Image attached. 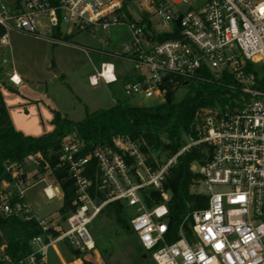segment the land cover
<instances>
[{
    "label": "built area",
    "instance_id": "obj_1",
    "mask_svg": "<svg viewBox=\"0 0 264 264\" xmlns=\"http://www.w3.org/2000/svg\"><path fill=\"white\" fill-rule=\"evenodd\" d=\"M130 2L0 0V55L6 56L10 48L11 32L61 43L52 39L53 33L125 25L129 37L124 51L113 57L130 63L136 72L125 76L127 98L165 102L169 92L185 95L197 84L222 86L237 97L201 108L193 125L195 136L163 167L150 165L145 143L129 136L90 149L74 134L66 136L56 154V168L67 171L75 189L74 209L65 218L58 213L40 219L27 199V192L41 182L46 183L48 200L63 199L59 184L47 175L37 179L41 162L52 175L42 154L6 164L0 219L35 221L42 233L32 239V252L19 261L1 246L2 263L50 264V252L59 261L71 251L92 253L96 243L89 226L107 205L120 203L135 209L129 227L156 264H264V0H145L151 11L142 10L139 22L127 12ZM162 36L169 38L160 40ZM3 64L11 65L9 81L20 86L13 62L4 58ZM248 66L259 75L248 73ZM223 76L231 83H221ZM118 81L112 61L102 62L89 76L92 87ZM199 145L206 146L207 158L192 164L191 171L200 177L207 206L192 212L170 241L174 231L164 181L177 158ZM149 190L162 199L152 209L144 200Z\"/></svg>",
    "mask_w": 264,
    "mask_h": 264
},
{
    "label": "rangeland",
    "instance_id": "obj_2",
    "mask_svg": "<svg viewBox=\"0 0 264 264\" xmlns=\"http://www.w3.org/2000/svg\"><path fill=\"white\" fill-rule=\"evenodd\" d=\"M131 1L126 5L127 12L135 22H139L141 11H151V7L147 5L145 0ZM191 1L196 2V0ZM63 36L66 40L70 39L69 43L53 47L52 44L49 45L42 40L37 42L35 39L10 33V41H12L10 43L15 46L17 52L21 43L35 45L32 47L34 48L32 54L27 55V60H31L29 64L19 59L17 61L18 66L21 62L25 63V66L29 65L27 67L33 72L34 82L29 84L25 82L23 86H1L3 91L11 97L9 100L11 108L9 107V109L17 131L34 138L51 133L54 130L53 119L56 110L63 112L68 120L79 122L87 114L113 107L117 101L128 102L133 106L148 107L162 103L157 98L136 97L129 99L123 92V86L126 82L124 77L136 73L130 63L113 57V55H118L124 51L123 43L129 37V31L125 25L114 26L105 31L97 30L96 32L88 29L67 34L66 30ZM44 56H47L50 65L54 64V67L52 66L50 69V74L45 73L46 69L43 68L42 57ZM4 58L9 60V54L0 55L2 74H5L6 70H11L10 64H3ZM105 61L115 63L117 76L120 77L118 83L107 85L101 82L97 87L90 86L89 76L93 75L95 70L99 69L101 63ZM182 141L185 146L191 140L184 136ZM201 146L203 145L192 147L188 152ZM202 153H206V149ZM146 158L150 165L157 168L166 165L172 157L168 152L160 151V153H148ZM45 172L37 179L47 175L53 181L52 177L48 175V171ZM45 186L46 183L41 182L26 194L33 211L38 214L40 219H49L51 216L60 213L64 203L61 196L51 201L48 200L43 192ZM191 193L202 195L199 181L192 186ZM135 213L134 208H127L121 214V222H118L112 214L107 212L100 214L89 226L96 243V250L75 260H82L83 264H156L151 253L146 252L141 247L136 235L129 227V221ZM52 257L50 252V264L54 263ZM66 260L67 263H72L74 257H69ZM74 264H77V261Z\"/></svg>",
    "mask_w": 264,
    "mask_h": 264
},
{
    "label": "trees",
    "instance_id": "obj_3",
    "mask_svg": "<svg viewBox=\"0 0 264 264\" xmlns=\"http://www.w3.org/2000/svg\"><path fill=\"white\" fill-rule=\"evenodd\" d=\"M160 40L169 38L162 36ZM55 42L69 43L65 37L55 32L52 35ZM248 73L255 77L259 72L248 66ZM207 76V75H206ZM221 83H231V79L223 76ZM264 88V79L261 81ZM178 96V98H177ZM180 96V97H179ZM227 88L212 85L197 84L191 87L187 94L176 95L169 92L165 102L151 106H133L128 102H117L109 109H101L87 114L79 122L68 120L58 111H54V130L39 138L25 136L17 131L8 114L5 106L1 85H0V183L7 179L5 173L6 164L22 163L32 154H42L45 161L52 169V180L59 184L63 191V207L60 214L63 218L74 209L75 189L73 182L68 178L67 171L57 169V152H59L63 139L68 135H75L82 140L87 149L94 145H110L112 139L117 136H129L133 140H140L145 143L143 151L148 153L168 152L174 157L184 146V136H195L193 125L196 121V114L201 108L215 106L226 98L232 99ZM206 149L203 145L192 149L177 158V163L172 165L164 181V190L169 193L167 203L169 209L170 225L174 236L170 241L177 238V230L183 221L194 211L204 209L207 206L205 195L191 193V188L199 181V175L191 171L193 163L201 164L206 158ZM45 162L40 163L39 172L44 175ZM144 200L149 209L162 203L159 192L149 190L144 195ZM126 208L120 203L107 205L103 212L112 214L118 222H121V214ZM185 231H190L188 223L184 225ZM42 231L35 221H24L19 218L7 220L0 219V247L5 246L4 252L14 261H19L32 252L31 241L34 237L41 235ZM74 259L81 258L79 252L71 251ZM77 260V264H82ZM0 264H3L0 259Z\"/></svg>",
    "mask_w": 264,
    "mask_h": 264
},
{
    "label": "crops",
    "instance_id": "obj_4",
    "mask_svg": "<svg viewBox=\"0 0 264 264\" xmlns=\"http://www.w3.org/2000/svg\"><path fill=\"white\" fill-rule=\"evenodd\" d=\"M12 34H17V35L23 36V37H29L30 39H33V40L35 39L37 42H39V41L42 40V41H45L49 45L52 44L53 47L54 46H57L59 44H64V43H54L52 40H50V39H48L46 37H44V38H36L34 36H31V35L21 34V33H17V32H12ZM69 37H71V36L69 35ZM68 41H70V39ZM10 42L12 43V41H10ZM11 43H10V48L5 49V52L9 54V60L13 62L14 66H15V70H16L18 76L22 80V83H21L20 86H23L25 82H27L28 84L29 83H33L34 82L33 81V72H32L31 69H29V67H27V65L30 63L31 60H27V55H29V53L32 54V52L34 50V48H32V47H34L35 45H33V44L26 45V44L20 42L21 44H20L19 50L17 52L15 50V46H13ZM42 58H43V62L42 63L44 65L43 68L46 69V72L45 73L50 74V69H52V66L54 67V64L53 65H50V63H49V61L47 59V56H44ZM18 59L19 60H22V62H25L26 61V63L28 62V64L25 66V63H22L21 62L20 63V66H18L17 65ZM1 72H2V70L0 71V85L1 86L3 85L5 87L6 86L7 87H14V85L9 81V75L12 73V68H11V70H6L5 71V74H2ZM55 72L57 73V70H55ZM55 75H54V77H55ZM1 91H2L3 100H4L5 106L7 108V111H8L9 117H10V120H11V122L13 124V121H12V118H11V114H10L11 112H10V109H9V107L11 108V106H10L11 103L9 101V100H11V97L3 91V88L2 87H1ZM116 103L114 105H116ZM58 112L62 115V117H65V118L68 119V117L63 112H61L59 110H58ZM13 126L16 129V127H15L14 124H13ZM52 255H53L52 258H53V261H54L53 264H74L77 261V260L74 259V262L67 263V260L66 259L69 258V257L70 258L72 257V255H70V254H65V256L61 258V261L57 260L54 254H52ZM85 259H86V257H85ZM81 263L83 264V261Z\"/></svg>",
    "mask_w": 264,
    "mask_h": 264
},
{
    "label": "water",
    "instance_id": "obj_5",
    "mask_svg": "<svg viewBox=\"0 0 264 264\" xmlns=\"http://www.w3.org/2000/svg\"><path fill=\"white\" fill-rule=\"evenodd\" d=\"M177 25H178V26L180 25V21L177 22Z\"/></svg>",
    "mask_w": 264,
    "mask_h": 264
}]
</instances>
